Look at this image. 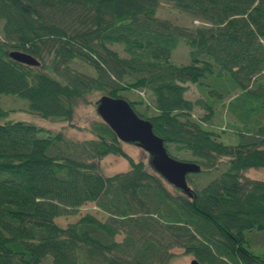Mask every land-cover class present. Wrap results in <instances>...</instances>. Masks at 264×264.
Instances as JSON below:
<instances>
[{
    "label": "trees",
    "instance_id": "obj_1",
    "mask_svg": "<svg viewBox=\"0 0 264 264\" xmlns=\"http://www.w3.org/2000/svg\"><path fill=\"white\" fill-rule=\"evenodd\" d=\"M161 5L202 24L160 18ZM0 33V95L71 126L91 93L124 98L170 156L201 167L188 196L149 154L134 161L97 111L93 137L76 139L0 105V264H169L174 248L200 264H264V180L245 176L264 168V0H0ZM180 41L186 64L171 59ZM189 84L204 98H186ZM221 108L230 132L211 127ZM109 155L129 168L102 174ZM87 203L97 213L56 222Z\"/></svg>",
    "mask_w": 264,
    "mask_h": 264
},
{
    "label": "rangeland",
    "instance_id": "obj_2",
    "mask_svg": "<svg viewBox=\"0 0 264 264\" xmlns=\"http://www.w3.org/2000/svg\"><path fill=\"white\" fill-rule=\"evenodd\" d=\"M156 15L160 18L169 19L174 23L187 25V26L202 24L201 22L194 20L186 13L172 9L167 5H161L157 9ZM1 38L2 35L0 33V39ZM171 59L176 64H186L189 62V48L183 41H180L178 46L172 51ZM78 68H81L82 70H87V68L80 67L79 65ZM127 96L130 99H136L135 95L127 94ZM185 96L186 98H189L191 100H195L196 98H202V99L204 98V95H202L201 92L192 84H189V89L186 92ZM99 97H100V92H93L87 97L88 100L87 103L81 102L77 105L73 116L72 126L66 122L45 120L39 118L38 116H35L34 114H31V112L28 110L27 107V101L23 98H19L13 95H5V94L0 95V105L2 108L6 110H11L9 111V115L11 119L23 120V121L31 120L40 126H44L54 131L62 130L69 137L76 139H88L93 137L88 131L91 122L99 120L98 114L96 113V104H95V102ZM202 114L203 111L201 109L199 108L195 109L194 117H199ZM229 119H231L229 113L226 112L225 108H221L218 111L216 117L213 118L211 122L212 123L211 127L215 128L216 130L225 128L228 132H230V128L227 125ZM223 140L226 141L224 138ZM123 148L125 152L134 161L141 160L143 162H147L148 153L145 152L142 148H140L136 144L124 143ZM99 164H100V171L104 175H113L118 172L126 171L129 168V164L126 159L114 155L106 156L105 158L101 159V162ZM245 176L250 179L264 180V168H250L245 172ZM212 177L213 175L210 176V178H207V176H197V177L193 176L192 179L195 181L203 182L205 184ZM86 212L97 213V209L94 203L85 204L78 211L76 216H70L67 218V220L60 217L56 218L55 220L60 226H65L67 221L72 220L71 222H73L74 219H76L79 216V214H84ZM98 215L101 217L103 216L102 213H99ZM254 237H255L256 246L262 247L264 243L263 237H261L259 234H255ZM172 251L174 253V256L169 262V264H190V261L193 259L192 255L185 254L181 248H174Z\"/></svg>",
    "mask_w": 264,
    "mask_h": 264
},
{
    "label": "water",
    "instance_id": "obj_3",
    "mask_svg": "<svg viewBox=\"0 0 264 264\" xmlns=\"http://www.w3.org/2000/svg\"><path fill=\"white\" fill-rule=\"evenodd\" d=\"M9 57L29 66L39 65V61L26 52L12 50ZM95 103L97 113L120 141L142 148L150 155L153 168L169 184L181 189L188 196L191 195L186 177L201 171L198 163L170 156L163 139L154 133L151 122L138 116L124 98L101 95ZM190 264L200 263L193 258Z\"/></svg>",
    "mask_w": 264,
    "mask_h": 264
}]
</instances>
